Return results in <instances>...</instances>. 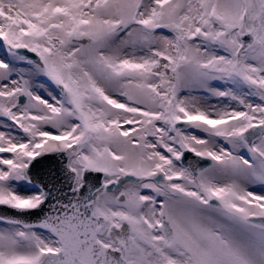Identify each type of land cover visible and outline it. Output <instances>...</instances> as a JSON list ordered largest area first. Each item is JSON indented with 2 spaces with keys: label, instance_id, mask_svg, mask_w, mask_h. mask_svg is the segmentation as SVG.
Wrapping results in <instances>:
<instances>
[{
  "label": "snow or ice",
  "instance_id": "obj_1",
  "mask_svg": "<svg viewBox=\"0 0 264 264\" xmlns=\"http://www.w3.org/2000/svg\"><path fill=\"white\" fill-rule=\"evenodd\" d=\"M0 264H264V0H0Z\"/></svg>",
  "mask_w": 264,
  "mask_h": 264
}]
</instances>
